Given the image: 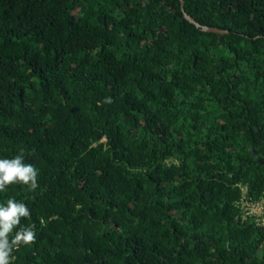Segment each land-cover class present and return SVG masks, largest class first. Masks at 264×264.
I'll use <instances>...</instances> for the list:
<instances>
[{"label": "trees", "instance_id": "obj_1", "mask_svg": "<svg viewBox=\"0 0 264 264\" xmlns=\"http://www.w3.org/2000/svg\"><path fill=\"white\" fill-rule=\"evenodd\" d=\"M0 0L14 264H264V0ZM106 100H111L107 103Z\"/></svg>", "mask_w": 264, "mask_h": 264}, {"label": "clouds", "instance_id": "obj_2", "mask_svg": "<svg viewBox=\"0 0 264 264\" xmlns=\"http://www.w3.org/2000/svg\"><path fill=\"white\" fill-rule=\"evenodd\" d=\"M111 103V100H106ZM39 170L25 162V150L21 147L12 158H0V192L8 186L20 184L29 190L39 187ZM31 211L27 204L15 198L0 204V264H14V252L21 246L36 242L35 225L22 226L21 220L30 218Z\"/></svg>", "mask_w": 264, "mask_h": 264}, {"label": "built area", "instance_id": "obj_3", "mask_svg": "<svg viewBox=\"0 0 264 264\" xmlns=\"http://www.w3.org/2000/svg\"><path fill=\"white\" fill-rule=\"evenodd\" d=\"M241 210L243 215H251L257 224L264 225V198L257 201L243 198L241 200Z\"/></svg>", "mask_w": 264, "mask_h": 264}, {"label": "water", "instance_id": "obj_4", "mask_svg": "<svg viewBox=\"0 0 264 264\" xmlns=\"http://www.w3.org/2000/svg\"><path fill=\"white\" fill-rule=\"evenodd\" d=\"M179 2V7H180V10L182 12V15L183 17L191 24H193L195 27L199 28L200 30L202 31H209V32H216V33H223V32H226V30L224 29H220V28H217V27H214V26H209V25H203V24H200L198 23L197 21H195L190 15H188L184 9H183V6H182V0H178Z\"/></svg>", "mask_w": 264, "mask_h": 264}]
</instances>
